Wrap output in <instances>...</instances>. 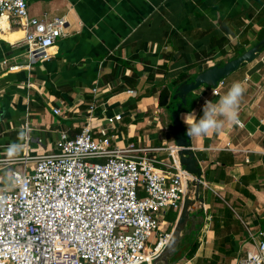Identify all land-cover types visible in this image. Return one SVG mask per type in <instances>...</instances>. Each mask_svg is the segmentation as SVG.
Returning a JSON list of instances; mask_svg holds the SVG:
<instances>
[{"label":"crops","instance_id":"crops-1","mask_svg":"<svg viewBox=\"0 0 264 264\" xmlns=\"http://www.w3.org/2000/svg\"><path fill=\"white\" fill-rule=\"evenodd\" d=\"M26 1L31 17H64L68 28L49 58L32 59L24 29L0 18V158L22 156L6 149L22 144L19 132L27 127L31 154L56 152L60 134H78L94 105L95 135L105 131L115 148L157 149L150 152L155 166L168 170L178 160L167 111L176 85L264 38V0ZM237 81L246 89L238 123L190 139L201 177L198 187L186 180V194L194 200L198 190L191 211L203 223L175 264H236L264 229V48L216 87L201 86L191 102L188 95L187 110L202 115L206 100L217 101ZM118 114L120 121L108 122Z\"/></svg>","mask_w":264,"mask_h":264},{"label":"built area","instance_id":"built-area-1","mask_svg":"<svg viewBox=\"0 0 264 264\" xmlns=\"http://www.w3.org/2000/svg\"><path fill=\"white\" fill-rule=\"evenodd\" d=\"M0 18L24 29L32 59L67 34L64 17H31L26 0H0ZM94 110L78 134H60L56 152L31 154L27 134L21 157L0 158V264H153L170 241L173 226L160 221L179 214L192 176L176 163L157 168V149L112 147L94 134ZM236 264H264V229Z\"/></svg>","mask_w":264,"mask_h":264},{"label":"water","instance_id":"water-1","mask_svg":"<svg viewBox=\"0 0 264 264\" xmlns=\"http://www.w3.org/2000/svg\"><path fill=\"white\" fill-rule=\"evenodd\" d=\"M264 48V38H262L252 48L242 55L232 59L223 65H216L211 68L199 71L191 75L187 80L178 83L173 90L167 111L169 114V126L174 136V146L177 148V164L183 167L192 176V184L198 187L201 177V169L195 154L192 150L190 138L186 135V128L182 125L180 115L187 109V96L201 86L216 87L217 84L229 74L239 69L242 65L253 61ZM168 101V94L164 95L163 103ZM190 194H186L181 211L173 227L170 241L154 260L153 264H175L176 252L179 244L186 237L197 235L202 225L203 219L198 220V212H192V206L198 200V190L195 189V199H189ZM188 225H190L188 227Z\"/></svg>","mask_w":264,"mask_h":264},{"label":"clouds","instance_id":"clouds-1","mask_svg":"<svg viewBox=\"0 0 264 264\" xmlns=\"http://www.w3.org/2000/svg\"><path fill=\"white\" fill-rule=\"evenodd\" d=\"M246 91L243 82H234L229 90L221 95L217 101L206 100L202 106V115L195 110L182 113L181 120L186 125V135L190 139L202 138L219 132L228 123H238L239 105ZM213 95H216L214 92ZM28 134L26 128L19 132L23 140ZM21 143L10 144L6 151L9 157H15L23 151Z\"/></svg>","mask_w":264,"mask_h":264},{"label":"trees","instance_id":"trees-1","mask_svg":"<svg viewBox=\"0 0 264 264\" xmlns=\"http://www.w3.org/2000/svg\"><path fill=\"white\" fill-rule=\"evenodd\" d=\"M226 30H227V32H229L230 33V27L229 26H227V27H224ZM226 43V40L224 39V38H222V39H220V49H221V51L222 52H224V50H222L223 49V46H224V44ZM216 46H217V43H214V44H212V52L211 53H213L214 54V52L216 51ZM245 52V50H243V48L238 52V53H236L235 54V57H234V59L235 58H237L238 56H240V55H242L243 53ZM210 53V54H211ZM208 55V54H207ZM185 76V74H182V75H180V79L182 78V77H184ZM223 80V79H222ZM192 95V93H190L189 94V102H191V99H192V97L193 96H191ZM189 109H192V106H190L189 107ZM189 109L187 110H185L184 112H188L189 111ZM178 214H177V212H172L171 213V216H169V218H167V221H168V223H169V226H168V229H170V227L173 225V223H174V221H175V219H176V216H177ZM193 242V241H192ZM196 244H194L193 246H192V249L188 252V254H187V257H188V259L190 258V257H192L193 255H194V253H195V251H196Z\"/></svg>","mask_w":264,"mask_h":264},{"label":"rangeland","instance_id":"rangeland-1","mask_svg":"<svg viewBox=\"0 0 264 264\" xmlns=\"http://www.w3.org/2000/svg\"><path fill=\"white\" fill-rule=\"evenodd\" d=\"M193 237H189V236H186L183 240H182V242L179 244V247H178V250H177V252H176V255H175V259L174 260H179L180 259V254H181V252H182V250H183V247L184 246H188L189 245V242L191 241L192 242V239Z\"/></svg>","mask_w":264,"mask_h":264}]
</instances>
